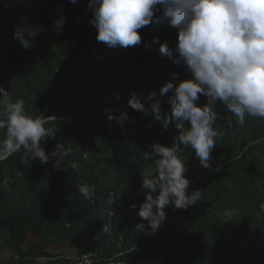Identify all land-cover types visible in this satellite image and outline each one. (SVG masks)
Instances as JSON below:
<instances>
[{
  "label": "trees",
  "instance_id": "trees-1",
  "mask_svg": "<svg viewBox=\"0 0 264 264\" xmlns=\"http://www.w3.org/2000/svg\"><path fill=\"white\" fill-rule=\"evenodd\" d=\"M88 2L0 0V86L13 101L22 98L29 115L55 118L45 125L52 133L42 141L46 154L57 142L71 149L47 164L23 149L0 161V264H77L87 253L90 264H264V121L246 117L241 127L222 104L212 170L199 166L190 148L181 157L189 192L203 190L199 203L168 207L154 235L135 230L147 224L130 208L144 201L140 174L156 168L143 152L154 143L170 147L178 132L174 125L163 131L154 114L131 109L128 100L135 92L146 109L159 100L162 116L170 114L171 93L159 90L172 73H190L159 53L177 36L162 12L138 30L140 45L111 49L95 39ZM60 15L66 23L57 35L52 25ZM22 16L42 29L29 50L13 39L25 27ZM121 113L129 117L124 127L108 119ZM83 184L91 186V199L79 194ZM177 220L188 229L177 230Z\"/></svg>",
  "mask_w": 264,
  "mask_h": 264
},
{
  "label": "clouds",
  "instance_id": "clouds-1",
  "mask_svg": "<svg viewBox=\"0 0 264 264\" xmlns=\"http://www.w3.org/2000/svg\"><path fill=\"white\" fill-rule=\"evenodd\" d=\"M69 2L75 4L77 0ZM87 9L92 17L89 23L97 30L96 41L111 49L140 45L138 30L152 25L162 12L177 36L172 49L167 43L160 44L159 53L174 64H182L190 73L188 79H179L177 73H172L159 90L160 96L171 93L170 114L162 116L159 100L147 109L135 92L128 100L131 109L146 116L154 114L163 131L174 125L178 132L170 147L154 143L143 152L144 159L154 161L156 168L140 174L144 201L138 210L135 204L130 206L147 222L137 224L135 230L154 235L166 220L168 207L173 211L187 210L202 198L203 190L189 192L192 182L186 177L188 168L181 157L184 149L190 148L199 166L212 170V152L219 135L214 127L220 118L217 105L233 113L241 127L246 117L264 121V0H89ZM21 20L25 27H17L13 39L29 50L42 29L33 28L27 16ZM65 23L63 15L54 18L52 27L57 35ZM153 43H159L158 38L154 37ZM155 95L150 94L148 99ZM201 97L205 98L203 105L198 103ZM116 98H120L119 94ZM0 113V129L5 130V138L0 141V161L23 149L32 159L47 164L51 157L67 156L71 151L57 142L54 151L46 154L42 141L52 133L45 125L55 118L29 115L25 101H13L10 91L2 86ZM108 119L121 127L129 121L127 113L109 115ZM83 158H88L87 151H83ZM77 167L75 163L71 165L73 170ZM78 192L91 199V186L83 184ZM102 230L109 232L110 226L104 224ZM91 255L81 257V264H86Z\"/></svg>",
  "mask_w": 264,
  "mask_h": 264
},
{
  "label": "rangeland",
  "instance_id": "rangeland-1",
  "mask_svg": "<svg viewBox=\"0 0 264 264\" xmlns=\"http://www.w3.org/2000/svg\"><path fill=\"white\" fill-rule=\"evenodd\" d=\"M176 229L180 230V231L187 230L188 229V224L186 222H184V221L177 220L176 221ZM34 240H35V237L34 236H30L28 238V245H31L34 242ZM62 251H63L62 249H55V250H53V253L54 254H58V253H61ZM65 254L67 256L71 257V258H76L73 251H68V253H65ZM41 262H43V260ZM77 264H81V261L80 262L77 261ZM86 264H90V263L86 262Z\"/></svg>",
  "mask_w": 264,
  "mask_h": 264
}]
</instances>
